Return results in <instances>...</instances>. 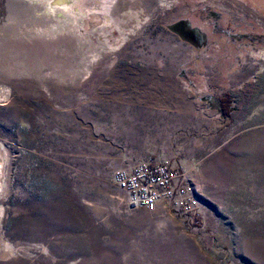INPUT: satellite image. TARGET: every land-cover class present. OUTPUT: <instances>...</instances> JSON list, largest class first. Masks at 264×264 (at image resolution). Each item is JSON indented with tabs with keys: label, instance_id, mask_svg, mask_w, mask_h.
Here are the masks:
<instances>
[{
	"label": "rangeland",
	"instance_id": "obj_1",
	"mask_svg": "<svg viewBox=\"0 0 264 264\" xmlns=\"http://www.w3.org/2000/svg\"><path fill=\"white\" fill-rule=\"evenodd\" d=\"M64 1L0 35V264H264V0ZM150 159L195 183L193 213L113 187Z\"/></svg>",
	"mask_w": 264,
	"mask_h": 264
},
{
	"label": "built area",
	"instance_id": "obj_2",
	"mask_svg": "<svg viewBox=\"0 0 264 264\" xmlns=\"http://www.w3.org/2000/svg\"><path fill=\"white\" fill-rule=\"evenodd\" d=\"M112 184L132 208H161L168 214L186 216L198 207V187L177 174L167 161L150 159L130 169L117 170Z\"/></svg>",
	"mask_w": 264,
	"mask_h": 264
},
{
	"label": "bare ground",
	"instance_id": "obj_3",
	"mask_svg": "<svg viewBox=\"0 0 264 264\" xmlns=\"http://www.w3.org/2000/svg\"><path fill=\"white\" fill-rule=\"evenodd\" d=\"M67 3V2H66ZM68 4V3H67ZM58 8V7H57ZM55 9V8H54ZM54 9L49 10V16L46 17L44 13L47 12V10L44 9V6L41 4V0H0V35H3L5 37H11V36H22V34H26L28 36L35 34L36 30L30 29V30H25L24 33H19L18 35L14 33H9L10 28L14 30H19L24 29V27H29V28H41L44 25H46L48 22L54 18L55 14L56 15H61V11H66L68 7H61V11L59 13H55ZM56 10V9H55ZM58 12V11H57ZM43 17H46V20L42 21H37L35 18L37 17L38 20L42 19ZM54 16V17H53ZM108 17V16H107ZM87 18V16H86ZM99 21H101L100 15L98 11L93 10L90 12V16L85 19L83 22V26L85 31L90 32V30L95 27ZM105 21V20H104ZM47 22V23H46ZM132 31H136L137 25L131 26ZM92 31V30H91ZM101 35V34H100ZM17 40H14V42ZM77 41L80 42L82 45H86L87 43L92 46L93 43L91 40H86L83 38V36H77ZM1 91V89H0ZM8 92V91H7ZM8 97L7 93L5 91L0 92V98L5 100ZM147 101H150L154 107H167L164 103V100L161 98H148ZM121 107V106H120ZM122 111L124 114L120 117H118L117 121L119 124L123 125V131L126 134L131 133L130 130L137 132L139 123L137 122V116H138V111L140 110H135L136 105H131L129 109H124L123 107ZM145 113L144 116V121L141 123L142 126H145V122L151 118V121L156 118L158 113H146L143 112L142 114ZM143 117V116H142ZM122 119V120H120ZM144 128V127H143ZM146 131V130H145ZM140 139V138H139ZM135 140V139H134ZM4 160V153L2 152L0 148V171H1V166ZM6 251L2 253L3 256H5Z\"/></svg>",
	"mask_w": 264,
	"mask_h": 264
},
{
	"label": "trees",
	"instance_id": "obj_4",
	"mask_svg": "<svg viewBox=\"0 0 264 264\" xmlns=\"http://www.w3.org/2000/svg\"><path fill=\"white\" fill-rule=\"evenodd\" d=\"M217 111L224 117L227 118L230 116V113L232 111V107L230 106V99L228 96L221 97L218 99Z\"/></svg>",
	"mask_w": 264,
	"mask_h": 264
},
{
	"label": "water",
	"instance_id": "obj_5",
	"mask_svg": "<svg viewBox=\"0 0 264 264\" xmlns=\"http://www.w3.org/2000/svg\"><path fill=\"white\" fill-rule=\"evenodd\" d=\"M64 0H60L59 2L58 1H52L51 3H49V4H47V8H48V10H51V9H53V8H55L56 6H61V7H64L65 5V2L66 1H64ZM182 24V23H181ZM183 24H185V23H183ZM186 26H187V24H186ZM186 30H187V28H186Z\"/></svg>",
	"mask_w": 264,
	"mask_h": 264
}]
</instances>
